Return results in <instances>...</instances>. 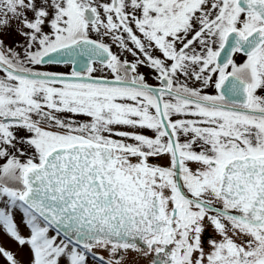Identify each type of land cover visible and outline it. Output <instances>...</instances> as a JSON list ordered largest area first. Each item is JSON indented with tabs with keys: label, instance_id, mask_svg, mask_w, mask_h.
I'll list each match as a JSON object with an SVG mask.
<instances>
[{
	"label": "snow or ice",
	"instance_id": "1",
	"mask_svg": "<svg viewBox=\"0 0 264 264\" xmlns=\"http://www.w3.org/2000/svg\"><path fill=\"white\" fill-rule=\"evenodd\" d=\"M0 264H264V0H0Z\"/></svg>",
	"mask_w": 264,
	"mask_h": 264
},
{
	"label": "flooded vegetation",
	"instance_id": "2",
	"mask_svg": "<svg viewBox=\"0 0 264 264\" xmlns=\"http://www.w3.org/2000/svg\"><path fill=\"white\" fill-rule=\"evenodd\" d=\"M234 59L237 60V62H240L244 59V57L241 54H236L234 57ZM46 70H50V71H56V72H69L72 68V65L70 64H52V65H45L44 66ZM96 75L98 77H105L106 74L105 73H96ZM149 83L153 84V86H158V82L150 80ZM208 94H215V90L214 89H208ZM161 163H164V161H160ZM212 238H216L219 239V236L214 233V231L211 228L206 229L205 233L203 234V239L204 241H208Z\"/></svg>",
	"mask_w": 264,
	"mask_h": 264
},
{
	"label": "rangeland",
	"instance_id": "3",
	"mask_svg": "<svg viewBox=\"0 0 264 264\" xmlns=\"http://www.w3.org/2000/svg\"><path fill=\"white\" fill-rule=\"evenodd\" d=\"M107 75V74H106Z\"/></svg>",
	"mask_w": 264,
	"mask_h": 264
}]
</instances>
